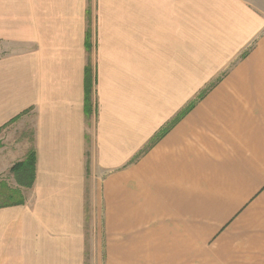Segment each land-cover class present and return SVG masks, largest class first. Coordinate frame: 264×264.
Here are the masks:
<instances>
[{"label":"crops","instance_id":"0c3cea01","mask_svg":"<svg viewBox=\"0 0 264 264\" xmlns=\"http://www.w3.org/2000/svg\"><path fill=\"white\" fill-rule=\"evenodd\" d=\"M0 183V264H264L258 0H0Z\"/></svg>","mask_w":264,"mask_h":264},{"label":"trees","instance_id":"16d2710c","mask_svg":"<svg viewBox=\"0 0 264 264\" xmlns=\"http://www.w3.org/2000/svg\"><path fill=\"white\" fill-rule=\"evenodd\" d=\"M27 164L29 165V162L27 161L24 163H19L12 168V171L18 172V174L19 172L21 173L22 171H24L25 174H28L29 166ZM18 194V192H14L13 190L6 188L4 185H2V183H0V199L3 205H14L22 203V198H19Z\"/></svg>","mask_w":264,"mask_h":264},{"label":"rangeland","instance_id":"374dc122","mask_svg":"<svg viewBox=\"0 0 264 264\" xmlns=\"http://www.w3.org/2000/svg\"><path fill=\"white\" fill-rule=\"evenodd\" d=\"M258 2L260 3V8L264 11V0H258ZM11 184L13 186V182Z\"/></svg>","mask_w":264,"mask_h":264}]
</instances>
